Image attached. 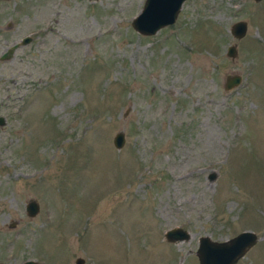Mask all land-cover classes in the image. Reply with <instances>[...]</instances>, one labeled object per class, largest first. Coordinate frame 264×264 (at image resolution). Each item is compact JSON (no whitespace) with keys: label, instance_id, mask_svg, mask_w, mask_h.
I'll return each mask as SVG.
<instances>
[{"label":"rangeland","instance_id":"1","mask_svg":"<svg viewBox=\"0 0 264 264\" xmlns=\"http://www.w3.org/2000/svg\"><path fill=\"white\" fill-rule=\"evenodd\" d=\"M142 3L0 0V53L30 37L0 60V262L198 264L250 230L234 264H264V0H183L151 35Z\"/></svg>","mask_w":264,"mask_h":264},{"label":"water","instance_id":"2","mask_svg":"<svg viewBox=\"0 0 264 264\" xmlns=\"http://www.w3.org/2000/svg\"><path fill=\"white\" fill-rule=\"evenodd\" d=\"M258 1V0H254ZM183 0H143L139 11L134 14L130 20L131 27L138 33L143 35H151L160 27L173 23L177 12ZM246 28L244 20H236L230 25V33L236 37H241ZM29 36L25 35L18 41L13 42L0 53V60L7 59L11 56L14 49L20 44L26 43ZM226 55L233 57L236 50L233 44H228L225 51ZM239 75H227L224 82V88L229 89L239 82ZM4 123V117L0 115V125ZM123 133L117 131L112 138V143L116 148L123 144ZM209 178H213L209 175ZM38 209L37 202L33 198H29L25 203L24 210L29 216H33ZM12 222L9 226H12ZM163 237L167 241H179L187 239L188 231L180 226L170 227L163 232ZM257 237L250 230H241L231 237L223 240H213L207 235H200L197 238V246L195 255L198 264H234L247 249L253 245ZM75 264H82V259L76 257ZM0 264H4L0 262ZM19 264H41L39 261L28 258Z\"/></svg>","mask_w":264,"mask_h":264}]
</instances>
